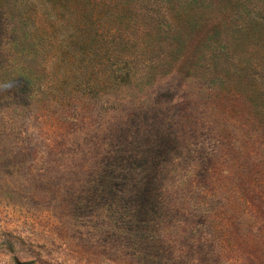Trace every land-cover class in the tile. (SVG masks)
Wrapping results in <instances>:
<instances>
[{"label": "rangeland", "instance_id": "rangeland-1", "mask_svg": "<svg viewBox=\"0 0 264 264\" xmlns=\"http://www.w3.org/2000/svg\"><path fill=\"white\" fill-rule=\"evenodd\" d=\"M2 1L0 264H264V0H192L186 28L172 12L160 37L100 47L83 65L104 76L91 106L64 113L34 109L46 90L22 81L38 67L44 85L67 71L82 85L66 69L76 47L60 32L64 63L43 73L36 3ZM171 28L184 46L165 41ZM154 177L145 197L135 180Z\"/></svg>", "mask_w": 264, "mask_h": 264}, {"label": "trees", "instance_id": "trees-1", "mask_svg": "<svg viewBox=\"0 0 264 264\" xmlns=\"http://www.w3.org/2000/svg\"><path fill=\"white\" fill-rule=\"evenodd\" d=\"M36 3V11L44 19V22L39 25L35 22L30 26V47H46L41 54V64L44 72L47 68H53L54 66H62L64 61L59 58L61 53L57 47L58 39L62 36L60 32L64 33L62 42L65 44H71L70 47H76L71 52L69 59L66 63V69H69L70 65L77 63L79 68L77 70V78H82V85H76L73 83L74 73L67 71L61 75H58L56 79L49 80L44 85L46 80H43L44 75H40V68L36 70L28 71L29 76L24 78L22 83L25 91L26 88H30L32 91L37 86V83L42 84V89H45V98L40 99L36 103L34 109H59L60 112H65L66 109L71 108L77 103H91L93 101V92L96 86H94V79L98 74L103 76L101 69L98 71L89 73V66L83 67L85 64L93 63L95 60H103L99 58L100 47H110L115 43L116 38L125 42V45L133 43H142L144 37L147 35L148 28L152 32V38L160 37L154 27L159 26V22L166 24L168 28L170 26H177L178 19L175 18V23L171 21L174 17L172 12L178 15L186 28L187 23L190 21L191 10L194 4L192 0H33ZM3 1L1 0L0 3ZM27 3V2H26ZM148 3L152 5L151 9L143 11V5ZM177 4H185L187 11H178ZM28 4H23L25 10L28 8ZM138 6V7H137ZM27 7V8H26ZM29 9V8H28ZM190 9V11H189ZM201 13L203 10H199ZM243 7L240 5L235 6L234 16L240 17L243 13ZM33 12V9H32ZM237 12V13H236ZM204 14V12H203ZM202 14V15H203ZM26 14L24 13V16ZM30 18V17H29ZM108 21V22H106ZM40 22V19H38ZM190 23V22H189ZM39 25V26H38ZM198 25L195 26V28ZM189 28V27H188ZM193 29V28H192ZM191 29V31H192ZM133 33L137 35L134 40ZM124 37L127 39H123ZM165 41L171 43V47H177L179 43L186 44L183 41V36L180 34H174L172 28L171 31L165 37ZM122 46V44H120ZM144 45V44H143ZM54 47H56L54 49ZM93 47V49H91ZM123 47V46H122ZM26 50L29 55L36 57L35 60L31 59V62L37 64V48H31ZM90 50V51H89ZM178 51V50H177ZM165 60H161L164 62ZM150 71V70H149ZM162 73L152 70L147 72L146 76L158 75ZM119 73V75H117ZM96 74V75H95ZM115 81L122 82L124 80H130L131 74L121 70L113 72ZM104 77V76H103ZM27 83H24V80ZM65 84H71L66 85ZM32 91H28L29 95ZM30 99V100H29ZM31 96L24 97V107L31 108ZM35 111V110H34ZM33 112V111H32ZM110 126V124H107ZM43 132V131H42ZM54 132V135L59 134ZM44 133V132H43ZM114 173L108 171L105 174V179L111 178ZM157 177L154 179H144L143 181H136L141 185L142 195H147L153 189V184ZM149 203V202H148ZM155 204H158L156 199Z\"/></svg>", "mask_w": 264, "mask_h": 264}]
</instances>
